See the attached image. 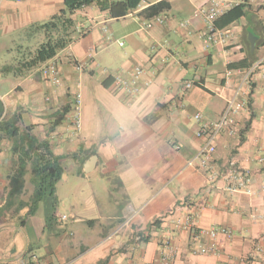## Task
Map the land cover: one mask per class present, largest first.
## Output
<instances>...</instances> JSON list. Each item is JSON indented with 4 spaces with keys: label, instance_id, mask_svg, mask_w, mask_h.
<instances>
[{
    "label": "crops",
    "instance_id": "1",
    "mask_svg": "<svg viewBox=\"0 0 264 264\" xmlns=\"http://www.w3.org/2000/svg\"><path fill=\"white\" fill-rule=\"evenodd\" d=\"M160 1L168 3L156 14L164 22L145 27L150 17L144 10ZM209 1L141 0L117 19L91 3L68 14L72 39L51 58L58 62L60 84L41 74L46 61L18 75L0 72V264H149L164 254L170 264H264V221L250 217L255 208L264 210V65L253 75L250 105L236 116L237 134L220 136L215 153L219 170L234 159L250 172L252 193H229L223 182L209 184L203 170L186 164L201 144L193 115L216 119L235 85L224 83L226 70L236 76L264 56V1L231 4L227 9L247 7L217 27L228 32L226 42L207 45L198 11ZM63 8L64 0H0V68L23 58L15 48L35 49L44 34L33 27ZM136 66L144 69L141 81L150 83L124 99L112 88L113 76ZM185 81L192 87L184 90ZM76 92L78 128L71 120ZM26 135L35 138L37 153L60 167L58 204L59 181L70 175L87 183L97 171L104 196L92 190L76 196L67 214L43 202L31 212ZM51 212L56 220L48 223ZM189 213L197 228L225 226L234 234H197L184 227ZM201 246L214 252L199 253Z\"/></svg>",
    "mask_w": 264,
    "mask_h": 264
},
{
    "label": "built area",
    "instance_id": "2",
    "mask_svg": "<svg viewBox=\"0 0 264 264\" xmlns=\"http://www.w3.org/2000/svg\"><path fill=\"white\" fill-rule=\"evenodd\" d=\"M238 0H210L208 5L201 7L198 13L203 17L206 28L202 34V39L207 45L213 43H224L228 39V32L226 30L217 28L215 21L231 4ZM264 1V0H263ZM164 16L155 15L144 22V26L150 28L155 23H163ZM122 44V42H119ZM264 65V56L254 59L250 66L244 69H238L236 76L232 70H226L224 75V83L229 84L235 81L234 88L226 98L225 104L220 111L218 117L214 120L204 118L201 112H196L193 115L198 127L195 135L201 140V144L197 152L187 160V165L196 166L206 173L207 183L213 184L216 181L223 182V189L229 193L244 192L246 194L252 193L251 188V174L247 169L240 167L234 159H229L221 170L217 168L215 153L217 147V139L222 135L235 136L237 134L236 116L241 110H244L249 99V92L253 75ZM74 66L77 70H81L83 65L74 60ZM41 74L53 85H58L61 82V73L56 59H48L40 67ZM144 74V69L136 66L128 71H118L114 74L112 80V88L114 91L120 93L124 99L133 98L136 96L141 86H147L150 79L141 81V76ZM191 81H185L183 89L192 87ZM73 109L71 120L73 125L78 128L80 126V94L75 93L73 101ZM3 118L0 116V123ZM178 149L180 146L175 145ZM250 217L253 220L264 221V210L253 209L250 212ZM66 216H59L60 220L65 219ZM196 215L189 213L186 215L184 227L195 229V232L200 235L208 236L214 239L219 234L231 237L234 232L232 229L225 226H210L208 228H197ZM139 238V237H138ZM199 253L214 252L213 247L201 246ZM170 258L163 255L159 260L150 262L149 264H170Z\"/></svg>",
    "mask_w": 264,
    "mask_h": 264
},
{
    "label": "trees",
    "instance_id": "3",
    "mask_svg": "<svg viewBox=\"0 0 264 264\" xmlns=\"http://www.w3.org/2000/svg\"><path fill=\"white\" fill-rule=\"evenodd\" d=\"M141 0H64V8L54 15L48 21L37 24L33 28L43 32L44 40H42L33 51H29L26 56L19 60L16 64L4 65L0 68V72H13L15 75L38 66L40 63L47 61L55 56V54L64 48L72 39L73 20L68 16L75 9L95 3L102 11H107L109 17L117 19L125 16L127 13L135 9ZM168 7V3L160 1L152 4L144 10L145 16L153 17ZM247 7L245 3H239L227 9L223 14L218 16L215 25L223 27L239 18L244 14V9ZM253 61V60H252ZM246 66L249 67L251 62ZM252 85V82L251 84ZM251 91V87H250ZM250 93V92H249ZM250 105L248 99L246 108ZM3 123V122H1ZM0 123V124H1ZM3 126V124H1ZM12 130L10 133L15 135L17 130L10 125ZM28 151L32 154L31 166L32 177L31 182L34 186L33 192L30 195L31 212L36 210L37 204L43 202L44 207L54 208L58 199L55 194V183L60 178V167L50 158H45L36 151V140L33 136L26 135ZM23 170H19L17 177L15 176V191L19 193L23 183ZM17 184V185H16ZM47 222L51 223L56 220L55 213L46 215ZM50 225V224H48Z\"/></svg>",
    "mask_w": 264,
    "mask_h": 264
},
{
    "label": "rangeland",
    "instance_id": "4",
    "mask_svg": "<svg viewBox=\"0 0 264 264\" xmlns=\"http://www.w3.org/2000/svg\"><path fill=\"white\" fill-rule=\"evenodd\" d=\"M33 50H34L33 46H30V47L27 46L23 49L15 48V53H17V55H19L18 57H22V56L24 57V56H26V54L29 51H33ZM86 181H87V183H85V180L82 181L77 177L76 178L72 177L71 175L69 176V178L67 180L62 179L59 181V194H60L63 202L60 203L61 202L60 201L59 204L57 203V205H56V209L58 207V213H60V214L66 213L67 214L70 211V208H69L70 201L72 200L74 202V201L78 200L75 198L76 196H81V197L86 196V195L89 196L90 195L89 192L91 190L97 198H101L102 196H104L103 190L101 188L102 181L98 177L97 171L91 173ZM88 181L91 182V184ZM80 182H82V183H80ZM79 183L81 185H79ZM28 186H30L29 188H31V185L28 184ZM73 192L75 193V196H74Z\"/></svg>",
    "mask_w": 264,
    "mask_h": 264
},
{
    "label": "water",
    "instance_id": "5",
    "mask_svg": "<svg viewBox=\"0 0 264 264\" xmlns=\"http://www.w3.org/2000/svg\"><path fill=\"white\" fill-rule=\"evenodd\" d=\"M253 37L255 38V36H253ZM251 42H252L251 47H252V49H253L254 42H253V40H251ZM93 158H94V157H92L91 159H89L88 162L85 164V166H84V170H85V171H88L89 166H91V164H92V162H93Z\"/></svg>",
    "mask_w": 264,
    "mask_h": 264
}]
</instances>
